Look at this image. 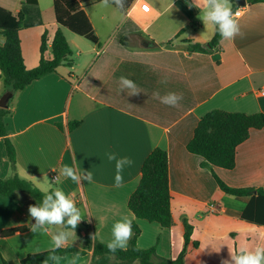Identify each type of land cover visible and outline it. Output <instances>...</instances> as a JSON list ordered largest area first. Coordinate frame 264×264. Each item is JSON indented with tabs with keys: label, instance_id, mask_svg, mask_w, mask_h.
Listing matches in <instances>:
<instances>
[{
	"label": "crops",
	"instance_id": "1",
	"mask_svg": "<svg viewBox=\"0 0 264 264\" xmlns=\"http://www.w3.org/2000/svg\"><path fill=\"white\" fill-rule=\"evenodd\" d=\"M78 1L99 44H93L91 51L79 49L74 56L78 40H70L63 28L72 49L71 64L18 92L9 107L11 115L5 118L19 176L42 191L62 190L81 209L83 219L75 229L76 239L65 247L87 254H68L54 264H71L77 256L76 264H90L92 236L96 234L95 239L107 244L113 238L114 223L125 216L141 229L138 246H156L158 254L167 259L179 257L185 223L191 225V237L200 247L186 258V264H221L230 259V251L235 253L232 233L262 240L264 226L243 219L250 199L223 193L212 170L202 167L204 159L191 154L187 145L201 118L215 109L264 114V1L242 0L246 5L239 7L240 0H231L236 11L243 9L236 18L240 34L234 40L223 39L207 53H191L186 43L207 48L216 31L212 25L205 27L198 8L188 6L192 0H134L125 11L111 2L102 7L101 0ZM0 7L15 16L23 13L19 36L23 57L28 69L38 67L42 37L47 34L49 57L59 27L54 0H38L36 5L0 0ZM125 38L128 45L122 43ZM150 42L156 47H150ZM4 43L0 33V47ZM97 48L106 53L95 60ZM121 76L134 81L141 92H121ZM165 78L167 83H161ZM2 88L0 78V94ZM155 92L161 96L174 92L183 99L179 106L170 107L153 98ZM73 121L81 124L71 130ZM156 148L169 156L170 229L138 219L128 207L140 184L144 161ZM106 153L134 161L125 168L121 187L114 186L115 161L109 162ZM65 165L91 171L93 182L77 184L60 175ZM214 171L230 187L264 189V128L251 130L248 140L238 147L233 170L214 167ZM12 175L0 137V178ZM30 205L35 204L25 194L18 193L16 201L0 195V231L28 229L0 238V264L3 260L20 264L27 255L53 247L50 233L54 229L30 231L36 223L29 215Z\"/></svg>",
	"mask_w": 264,
	"mask_h": 264
},
{
	"label": "trees",
	"instance_id": "2",
	"mask_svg": "<svg viewBox=\"0 0 264 264\" xmlns=\"http://www.w3.org/2000/svg\"><path fill=\"white\" fill-rule=\"evenodd\" d=\"M28 4L36 5L38 0H25ZM134 0H125V11ZM257 2L264 0H255ZM112 3V0H109ZM114 4V3H112ZM115 5V4H114ZM116 6V5H115ZM54 9L58 29L51 44V56H46L48 51L47 34L42 37L41 61L38 67L28 69L25 64L21 49L20 32L24 27L23 13L17 16L0 7V33L5 38V43L0 47V78L3 88L0 94V137L4 139L8 160L13 175L8 179L0 178V195L10 200L16 201L17 194L22 193L31 198L35 205L43 202L44 191L36 187L31 181L23 179L17 172L16 149L11 139L5 118L11 115L10 104L14 96L23 91L31 83L46 75L57 73V70L65 65L71 64L70 56L72 49L66 38L63 28L68 29L73 34L82 37L89 42L99 44L91 22L82 9L78 0H54ZM236 11V7L233 9ZM218 30L207 48L201 44L186 41L189 51L207 53L209 50L220 45L222 41ZM122 43L128 45V38ZM150 47H156L153 42ZM12 93L13 97L8 102V107H1L2 101L7 94ZM81 122H70V129L73 130ZM264 128V114L258 113L247 115L244 113H230L215 109L204 115L194 136L187 145V150L204 159L202 167L210 168L219 189L233 197H247L250 199L246 207L243 219L257 226H264V189L261 188H234L221 180L214 171V167L233 170L236 167V155L238 147L250 137L253 129ZM55 189H51L52 191ZM173 197L170 190L169 179V156L168 152L162 148H156L144 161L142 167V177L138 188L131 195L128 203L130 211L138 218L149 222H155L162 229H170L173 225ZM184 248L176 259H167L160 256L157 247L142 249L138 246V238L141 234L139 226L133 222V236L129 241L126 251L117 250L113 255L108 252L107 244L95 239L90 241L89 250H92L90 264H186V258L199 249L200 242L191 237L192 226L185 223ZM77 229V228H76ZM27 228H14L0 231V238L12 237L18 233H26ZM230 242L237 253L241 248H249L252 244L259 245L261 238L252 237L250 234L232 233ZM56 255L63 257L68 254L86 255V250H79L73 246L63 247L56 250ZM49 251L29 254L20 264H42L48 257ZM112 258L109 259L108 257ZM55 261H49L54 264ZM3 264H8L3 260Z\"/></svg>",
	"mask_w": 264,
	"mask_h": 264
},
{
	"label": "clouds",
	"instance_id": "3",
	"mask_svg": "<svg viewBox=\"0 0 264 264\" xmlns=\"http://www.w3.org/2000/svg\"><path fill=\"white\" fill-rule=\"evenodd\" d=\"M118 9L123 10L125 0H112ZM187 3V0H186ZM102 7H109V0H101ZM188 6L196 7L200 10L199 19L203 21L205 27L212 25L215 27L222 39L234 40L240 34V29L237 21L239 11L233 13V4L231 0H192ZM161 83H167V79H163ZM121 92H127L128 95H136L141 92L134 81L125 76L119 79ZM153 98L159 99L161 103L170 107L179 106L178 101L183 97L180 94L169 92L161 96L159 92L153 93ZM109 162L115 161V187H121L123 184V172L125 168L131 167L134 161L129 157L117 158L116 153H106ZM60 175L70 178L77 184H82L83 181L88 183L93 182V173L91 171H80L75 165H65L61 169ZM28 212L31 218H34L36 223L31 224L30 231L36 233L38 231H51V239L53 247L49 250L48 257L42 264H49V261L58 262L62 257L56 255V250L67 246L71 241L76 239L75 229L83 219L81 209L76 207V204L71 195L56 188L52 191H44L43 202L40 205H30ZM133 236L132 220L128 217H122L116 221L112 227V240L106 245L108 252L115 254L117 250L126 251L129 241ZM96 234L92 236L95 240ZM109 259L112 257L109 256ZM78 256L75 257L71 264H76ZM221 264H264V246L257 245L254 249L247 247L241 248L239 252L233 253L230 251V259L222 260Z\"/></svg>",
	"mask_w": 264,
	"mask_h": 264
},
{
	"label": "rangeland",
	"instance_id": "4",
	"mask_svg": "<svg viewBox=\"0 0 264 264\" xmlns=\"http://www.w3.org/2000/svg\"><path fill=\"white\" fill-rule=\"evenodd\" d=\"M65 34L67 35V37L71 40L76 38L78 40V44L75 45V47L73 48V55L77 56L79 49L81 51H91L93 49V47H95V45H93V43L89 42L86 39L80 38L78 36H76L75 34H73L72 32H70L69 30L65 29ZM96 59L97 60L99 57L103 56L106 53V49H98L96 50ZM99 52V53H98ZM78 63V62H77ZM81 75V73L79 74ZM58 185V184H57ZM208 211V210H207ZM177 236V235H176ZM258 245V244H257ZM261 246H264V236H262V240L260 242ZM256 246H254L253 244L249 247V249H254Z\"/></svg>",
	"mask_w": 264,
	"mask_h": 264
},
{
	"label": "water",
	"instance_id": "5",
	"mask_svg": "<svg viewBox=\"0 0 264 264\" xmlns=\"http://www.w3.org/2000/svg\"><path fill=\"white\" fill-rule=\"evenodd\" d=\"M246 5V2L240 0L239 3H238V6L241 7V6H245ZM13 97V94L12 93H9L7 94V96L5 97V99L2 101V104H1V107L3 108H7L8 107V102L10 101V99Z\"/></svg>",
	"mask_w": 264,
	"mask_h": 264
},
{
	"label": "built area",
	"instance_id": "6",
	"mask_svg": "<svg viewBox=\"0 0 264 264\" xmlns=\"http://www.w3.org/2000/svg\"><path fill=\"white\" fill-rule=\"evenodd\" d=\"M237 11H239V13H240V15H241V13H242L243 9L241 8V9H239V10H237ZM237 11H236V12H237ZM240 15H239V16H240ZM53 180H54V181H56V180H57V177H56V176H54V177H53Z\"/></svg>",
	"mask_w": 264,
	"mask_h": 264
}]
</instances>
